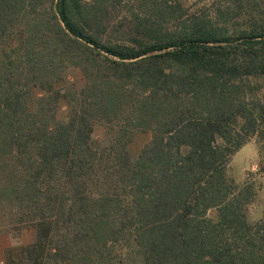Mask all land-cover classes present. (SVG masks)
Here are the masks:
<instances>
[{
    "label": "trees",
    "instance_id": "trees-1",
    "mask_svg": "<svg viewBox=\"0 0 264 264\" xmlns=\"http://www.w3.org/2000/svg\"><path fill=\"white\" fill-rule=\"evenodd\" d=\"M120 1L0 0V231L34 229L5 264H264L226 171L252 136L264 154V0L108 28Z\"/></svg>",
    "mask_w": 264,
    "mask_h": 264
},
{
    "label": "rangeland",
    "instance_id": "rangeland-1",
    "mask_svg": "<svg viewBox=\"0 0 264 264\" xmlns=\"http://www.w3.org/2000/svg\"><path fill=\"white\" fill-rule=\"evenodd\" d=\"M90 2L91 0H84ZM226 0H121L115 4L116 8L107 7L106 14L110 27H116L124 18L133 15L137 18H146L150 21L160 23L163 29H175L177 25L186 18L193 16H204L214 18L215 8L221 3L226 6ZM119 27V26H118ZM253 92H261L264 88V79L254 80ZM67 84L81 88L85 84L82 71L78 67H71L67 70L65 78L59 86ZM37 93L41 91L37 90ZM67 115V103L64 99L58 108L59 118ZM104 131L102 125L97 126L95 135L101 137ZM152 138V132L136 131L130 142V150L133 157H136L142 147ZM227 175L236 184H252L256 196L249 204L248 215L252 220H257L264 213V154L261 153L260 145L255 136L237 150L230 158L227 165ZM34 240V229L27 227L20 233L11 230L0 231V264H5L7 251L9 249L26 246Z\"/></svg>",
    "mask_w": 264,
    "mask_h": 264
}]
</instances>
